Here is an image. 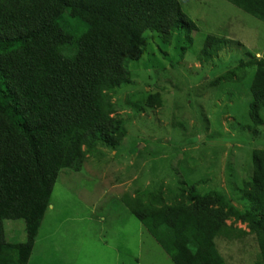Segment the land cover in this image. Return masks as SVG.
Masks as SVG:
<instances>
[{
  "label": "trees",
  "instance_id": "16d2710c",
  "mask_svg": "<svg viewBox=\"0 0 264 264\" xmlns=\"http://www.w3.org/2000/svg\"><path fill=\"white\" fill-rule=\"evenodd\" d=\"M225 1L264 22V0ZM184 29L198 27L178 0H0V264L30 263L63 171L80 173L100 147L121 146L127 131L113 95L134 83L129 66L148 49L144 34L170 45ZM230 44L208 36L198 60L209 63ZM246 55L251 61L242 59L235 72L247 70L240 80L250 79L244 129L256 139L264 127V59ZM143 103L161 107L162 96ZM252 167L250 180L235 187L244 210L195 179L137 190L122 202L173 264H226L216 238L236 224L255 236L264 264V148L253 151ZM7 221L24 223L25 242L8 240Z\"/></svg>",
  "mask_w": 264,
  "mask_h": 264
},
{
  "label": "rangeland",
  "instance_id": "374dc122",
  "mask_svg": "<svg viewBox=\"0 0 264 264\" xmlns=\"http://www.w3.org/2000/svg\"><path fill=\"white\" fill-rule=\"evenodd\" d=\"M178 1L198 30L177 32L170 45L156 33L144 34L148 49L129 66L134 83L113 95L127 136L116 150L100 147L80 173H61L29 264H173L122 202L162 183L199 180L200 190H224L245 209L235 187L252 177V153L264 148V127L256 139L244 129L250 79L240 80L247 70L237 74L235 68L251 61L246 52L264 59V22L225 0ZM208 36L232 44L204 64L198 55ZM156 93L162 106H145ZM233 227L216 238L225 263L263 264L255 236L245 225ZM5 231L10 242L26 240L22 221L5 222Z\"/></svg>",
  "mask_w": 264,
  "mask_h": 264
}]
</instances>
